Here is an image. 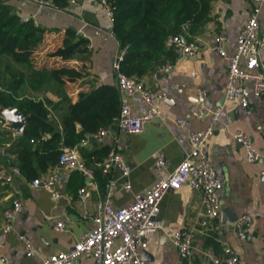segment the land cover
<instances>
[{
	"label": "crops",
	"instance_id": "obj_1",
	"mask_svg": "<svg viewBox=\"0 0 264 264\" xmlns=\"http://www.w3.org/2000/svg\"><path fill=\"white\" fill-rule=\"evenodd\" d=\"M9 4L12 10L24 19H32L38 26L53 29L40 48L41 59H47L45 52L62 44L67 28H72L89 41L90 58L86 62L89 75L76 82H69L63 93L70 103L79 98V93L102 84H112L119 88L114 63L125 52L116 37L112 22L105 8L95 0H81L77 5L64 9L40 6L33 0H0ZM250 0H216L213 3L210 20L189 40L199 38L202 49L193 56H179L167 73L151 72L143 76L146 84L161 88L167 99L158 102L159 117L148 122L141 133H120L110 125V133L103 144H94L82 149V155L97 151L102 147H121L126 161L132 167V190L127 192L121 185L122 173L114 168L106 178L85 176L80 171H64L61 196L53 198L45 188H31L28 180L17 177L15 186L24 192L22 211L17 216L14 229L0 236V264L2 256L8 257L9 264H42L48 256L71 249L81 237L95 226L94 214L97 203L104 198L110 180L118 185L114 194V205L124 207L131 204L137 194L149 192L157 178L155 161L163 157L168 162L165 174L173 172L190 150L189 135L193 130L206 126L208 117L198 120L190 115L196 100L197 89L205 87L209 93L207 108L221 107L222 113L214 135L208 142L209 157L219 177L224 181L221 206L229 222L223 241L229 243L239 254V264H264V95L253 96L251 113L226 98L228 74L226 60L219 54L218 47L233 53L238 35L250 16ZM261 30L264 31V8L261 13ZM226 40L219 43L218 36ZM59 58L45 60L48 64ZM264 65V53H263ZM78 64L79 62L76 61ZM156 73V74H155ZM121 97L125 94L119 88ZM40 94V97H43ZM54 102L60 96L48 93ZM131 102L138 112H145L147 106L139 96H132ZM62 106L51 109V118L61 127ZM185 120L180 123V120ZM80 127V125H79ZM249 134L260 149L262 158L249 162L246 151L238 144L236 133ZM14 132V131H13ZM21 134L14 132V137ZM15 160V155H10ZM89 159L93 170L100 169V162ZM7 167V168H6ZM5 165L0 180L9 171ZM87 188L85 200L80 198V190ZM12 187L0 181V223L5 210L12 203ZM202 193L189 185L168 192L162 202L159 217L166 222L163 231L152 233L146 249L147 264H183L171 240V236L183 228H194L196 264H210L207 251L221 250L215 247L210 236L200 232ZM243 214L254 216V222L246 239L237 234L236 222ZM65 224L63 230L56 228L57 222ZM26 235L32 242L35 253L27 256L20 237ZM92 259L82 258L77 264H92Z\"/></svg>",
	"mask_w": 264,
	"mask_h": 264
},
{
	"label": "built area",
	"instance_id": "obj_2",
	"mask_svg": "<svg viewBox=\"0 0 264 264\" xmlns=\"http://www.w3.org/2000/svg\"><path fill=\"white\" fill-rule=\"evenodd\" d=\"M40 6H53L50 0H33ZM81 0H69V5H77ZM101 4L109 19L114 22L115 8L111 0H95ZM250 16L242 27L236 49L233 53L218 47L219 54L226 60L228 86L226 98L229 102L251 113V99L253 96L264 95V31L261 30V13L264 0H250ZM189 24L184 25L188 34ZM80 36L79 32H76ZM226 40L225 35L218 36V42ZM166 47L177 51L181 57L197 54L203 46L199 38L187 40L183 34L169 36L165 41ZM125 53V52H124ZM120 56L114 63L118 86L125 94L121 101L119 115L111 125L116 126L120 133H141L148 122L159 117L158 102L167 99L166 92L161 88H153L142 78L128 76L120 70ZM172 64L158 68L157 73H167ZM156 74V73H155ZM1 89V86H0ZM132 96H139L147 106L145 112H138L132 102ZM209 93L205 87L197 89L196 100L191 106V117L204 120L208 117L205 127L193 130L189 135L190 150L180 165L170 174H165L168 162L163 157L155 161L157 178L151 190L145 194H137L128 206L116 207L114 194L118 182L110 180L106 195L96 206L95 226L85 233L79 242L71 249L54 253L43 260L42 264H77L82 258L92 259V264H147L143 252L148 247V238L152 233L163 231L166 222L159 217L161 202L171 190H178L184 185L191 186L202 193L200 232L214 237L221 246L220 251L210 249L206 257L210 264H239L240 256L237 251L223 237L228 225L227 216L221 206L225 183L219 177L212 163L207 145L215 133L216 123L222 113V108L209 110L207 108ZM185 120H180L184 123ZM110 133V127H101L87 133L74 146H66L56 164L52 165L41 176L28 181L31 188H45L53 198L61 196V186L64 171H80L85 176L93 178L94 170L86 163L82 149L94 144H103ZM236 139L246 151L249 162H258L262 158L260 149L255 145L252 137L243 131L236 133ZM103 174L108 175L114 168L122 173V187L132 190V167L126 161L121 147L115 145L109 149L107 155L100 162ZM23 177L18 166H11L2 177V184L12 187V203L5 210L3 221L0 223V236L14 229L17 216L23 207L24 192L15 186L17 177ZM80 198L85 200L87 188L80 190ZM254 222V216L243 214L236 222L237 234L246 239ZM56 228L63 230L65 224L57 222ZM194 228H183L176 231L171 240L175 245L183 264H196L194 245ZM25 246L27 256H33L35 248L26 235L20 237ZM2 263L9 264L8 257L2 256Z\"/></svg>",
	"mask_w": 264,
	"mask_h": 264
},
{
	"label": "trees",
	"instance_id": "obj_3",
	"mask_svg": "<svg viewBox=\"0 0 264 264\" xmlns=\"http://www.w3.org/2000/svg\"><path fill=\"white\" fill-rule=\"evenodd\" d=\"M50 1L58 9L69 5V0ZM215 1L111 0L115 8L113 30L125 51L120 60L121 72L142 78L163 65H174L179 55L166 47V39L183 34L189 40L184 25L189 24V34L198 32L210 20ZM53 32L32 19H24L9 4L0 2V107H15L30 116L25 132L18 138L4 127L0 117V143L9 145L0 147V173L5 165L18 166L28 181L56 164L64 147L78 144L87 133L109 127L121 110L120 90L112 84L83 90L78 100L70 103L63 88L89 75L86 67L91 56L89 41L67 28L62 44L45 52L47 59H60L50 65L47 59H41L39 50ZM48 93L60 96V101H52ZM61 106L60 127L50 115L51 109ZM108 151L109 148L102 147L86 153V163L89 165V159L93 158L98 164ZM10 155H15V160ZM95 176L106 178L101 168L94 170ZM210 238L218 247L219 242Z\"/></svg>",
	"mask_w": 264,
	"mask_h": 264
},
{
	"label": "water",
	"instance_id": "obj_4",
	"mask_svg": "<svg viewBox=\"0 0 264 264\" xmlns=\"http://www.w3.org/2000/svg\"><path fill=\"white\" fill-rule=\"evenodd\" d=\"M0 117L4 120L5 128L21 135L25 132L30 119V116L24 115V113H22L20 109L15 107H4V106L0 107ZM238 144L241 143L238 141ZM143 257L145 258V260H147L146 250L143 252Z\"/></svg>",
	"mask_w": 264,
	"mask_h": 264
},
{
	"label": "rangeland",
	"instance_id": "obj_5",
	"mask_svg": "<svg viewBox=\"0 0 264 264\" xmlns=\"http://www.w3.org/2000/svg\"><path fill=\"white\" fill-rule=\"evenodd\" d=\"M13 137V136H12ZM14 138V137H13ZM2 141V138L0 139V142ZM3 143V142H2ZM2 146V144L0 143V147ZM9 145L7 143H4L2 147H8ZM7 168V167H6ZM2 182V179L0 180Z\"/></svg>",
	"mask_w": 264,
	"mask_h": 264
}]
</instances>
